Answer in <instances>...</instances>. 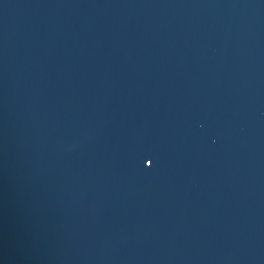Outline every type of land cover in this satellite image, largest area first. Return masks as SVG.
<instances>
[{"label": "water", "instance_id": "1", "mask_svg": "<svg viewBox=\"0 0 264 264\" xmlns=\"http://www.w3.org/2000/svg\"><path fill=\"white\" fill-rule=\"evenodd\" d=\"M0 264H264V0H0Z\"/></svg>", "mask_w": 264, "mask_h": 264}]
</instances>
